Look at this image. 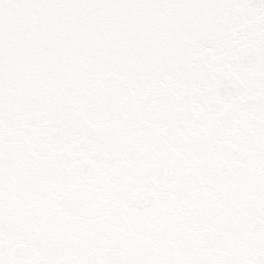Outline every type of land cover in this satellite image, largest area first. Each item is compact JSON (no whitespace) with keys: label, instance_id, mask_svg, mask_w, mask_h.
<instances>
[{"label":"snow or ice","instance_id":"1","mask_svg":"<svg viewBox=\"0 0 264 264\" xmlns=\"http://www.w3.org/2000/svg\"><path fill=\"white\" fill-rule=\"evenodd\" d=\"M0 264H264V0H0Z\"/></svg>","mask_w":264,"mask_h":264}]
</instances>
